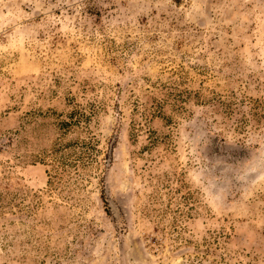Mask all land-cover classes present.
<instances>
[{"label": "rangeland", "instance_id": "rangeland-1", "mask_svg": "<svg viewBox=\"0 0 264 264\" xmlns=\"http://www.w3.org/2000/svg\"><path fill=\"white\" fill-rule=\"evenodd\" d=\"M0 264H264V0H0Z\"/></svg>", "mask_w": 264, "mask_h": 264}]
</instances>
